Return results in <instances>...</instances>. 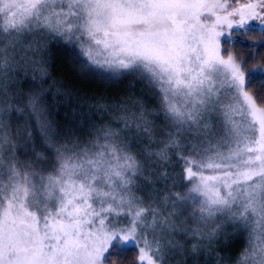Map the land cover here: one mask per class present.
<instances>
[{
    "label": "snow or ice",
    "instance_id": "1",
    "mask_svg": "<svg viewBox=\"0 0 264 264\" xmlns=\"http://www.w3.org/2000/svg\"><path fill=\"white\" fill-rule=\"evenodd\" d=\"M261 49L264 0H0V264H264Z\"/></svg>",
    "mask_w": 264,
    "mask_h": 264
},
{
    "label": "trees",
    "instance_id": "2",
    "mask_svg": "<svg viewBox=\"0 0 264 264\" xmlns=\"http://www.w3.org/2000/svg\"><path fill=\"white\" fill-rule=\"evenodd\" d=\"M238 55H244L243 50L237 48ZM247 58V56H245ZM252 66V65H250ZM51 79L54 81L62 82L63 84L70 86L81 92H97L103 94L105 98L114 97L117 94H123L126 91H131L135 94H139V90L143 88V85L136 83L132 89H129L130 79H123L122 82H108L96 77H82L73 68L68 62V58L64 53V50L58 49L54 50L53 57L51 60L50 67ZM47 87V84L45 85ZM55 92V89H53ZM51 100V97H49ZM70 105L63 102V98H59L58 107L53 111V119L63 120L65 113L70 111ZM134 259V253L128 254V260L125 261V264H130V261Z\"/></svg>",
    "mask_w": 264,
    "mask_h": 264
},
{
    "label": "flooded vegetation",
    "instance_id": "3",
    "mask_svg": "<svg viewBox=\"0 0 264 264\" xmlns=\"http://www.w3.org/2000/svg\"><path fill=\"white\" fill-rule=\"evenodd\" d=\"M248 43L249 42L244 41L243 44H241L239 40L237 41V44H238L237 48H240L241 50H243L245 56H248ZM261 51H264V49H261Z\"/></svg>",
    "mask_w": 264,
    "mask_h": 264
}]
</instances>
